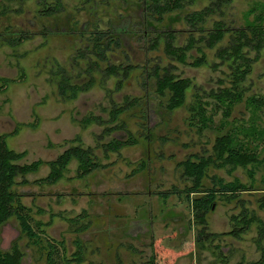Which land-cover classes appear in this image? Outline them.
I'll return each instance as SVG.
<instances>
[{"label":"rangeland","instance_id":"374dc122","mask_svg":"<svg viewBox=\"0 0 264 264\" xmlns=\"http://www.w3.org/2000/svg\"><path fill=\"white\" fill-rule=\"evenodd\" d=\"M63 1L65 9L56 18L42 14L41 0H0V76L11 80L0 90V134H8L9 147L26 151L22 162L43 161L36 171L26 174V182L15 185L31 209L42 245L33 244L13 216L0 225L2 248H10L16 240L24 251L22 264H68L67 258L78 251L80 264H148L152 254L155 264H241L257 259L264 244V225L262 233L259 222H252L240 237L226 232L233 223L231 216L245 207L264 223V208L257 201L264 191L262 164H238L231 169L226 163L208 169L209 175L225 180L236 176L247 185L253 183L255 189L245 190L231 201L217 199L205 213V223L195 221L185 191L191 180L178 165L189 153H211L215 138L227 132L237 133L238 138L255 146L258 157L264 155V140L254 137L248 128L253 122L260 124V118L245 101L236 103L227 117L220 111L214 113L206 129L198 131L188 124V105L195 88H215L217 78L224 77L225 66L213 65L219 60L215 46L204 48L206 63H182L169 59L161 42L156 48H146L133 30L125 34L130 39H124V47L109 53L112 62L138 64L121 87H117L119 76L105 75L107 62H101L93 71L94 84L75 98L63 99L53 70L57 64L73 72L87 67L84 58L73 67L78 49L87 51L84 43L88 35L80 30L92 31L96 21L105 28L125 15L137 17L141 0L111 4L107 11L105 7L97 9L100 3ZM201 5L198 1L186 7L190 10ZM262 5L264 11V0H232L227 15L234 25H240L251 19L252 6ZM163 24L176 30L178 42L185 40L186 26L180 12L168 14ZM20 33L27 37L13 38ZM197 54L192 48L186 61ZM154 61L171 62L175 74L190 80L184 102L171 110L158 104L164 97L153 91V77L145 79L146 83L143 79V65L147 68ZM89 77L82 74L75 79ZM248 83L247 94L264 92V47ZM126 96L140 101L111 120L110 110L124 104ZM131 133L134 142L106 151L105 143L112 138L127 139ZM72 144L92 146L106 165L80 176L78 161L73 159L61 178L53 183L44 181L51 169L49 161ZM253 168L252 176L249 171ZM203 182L211 184L206 177ZM202 227L208 235L200 242L196 237ZM48 241L57 246L53 262L47 259Z\"/></svg>","mask_w":264,"mask_h":264},{"label":"trees","instance_id":"16d2710c","mask_svg":"<svg viewBox=\"0 0 264 264\" xmlns=\"http://www.w3.org/2000/svg\"><path fill=\"white\" fill-rule=\"evenodd\" d=\"M88 3H100L97 9L105 7L109 10L111 4L123 3L126 0H83ZM202 2L198 8L187 9V5L194 2ZM141 0L139 3V14L137 17L132 14L121 17L119 22L112 21L108 27H102L98 21L94 22L92 31L80 30L82 35H88L84 43L85 49H78L74 57L73 67L78 65L79 60L84 58L88 65L86 68H77L76 72L69 71L66 67L57 64V69L53 74L58 77L57 85L60 95L63 99H71L78 96V93L87 90L95 83L93 71H96L101 62H107L105 75H117V87L123 85V80L128 78L138 64L132 62H112L110 52L127 43L124 39L129 38L125 34H130L135 30L146 48H156L162 44L164 53L169 59L179 62L200 65L206 63V54L204 48L215 46V55L218 57L216 65L223 64L226 68L224 77L217 78L218 86L205 91L202 88H195L193 98L188 105L189 116L188 124L194 125L198 131L210 127L212 115L217 111L221 116L230 115L232 107L241 101H245L252 110L258 113L260 124L254 122L248 128L250 134L258 139L264 140V92L247 94L250 89L248 76L252 66L259 57L261 49L264 47V11L263 5L252 6L249 12H252L251 19L244 20L240 25H234V20L227 15V7L232 0ZM100 5V6H99ZM41 9L44 15L58 18L59 13L65 9L63 0H41ZM100 7V8H99ZM107 8V9H106ZM172 12H180L182 21L185 23V40L177 41L176 30L163 24L165 17ZM135 17V18H134ZM27 37L24 33L13 38L20 39ZM83 37V36H82ZM14 39V40H15ZM18 42V41H17ZM195 48L198 52L190 61H186L188 52ZM144 64L142 72L143 79L149 76L153 77V91L164 100H158V104L167 110H171L184 102L185 92L190 84L189 78L180 76L173 71V64H161L160 61H154L146 68ZM82 74H89L90 77L84 81H78L75 78ZM10 79L0 76V90L5 88ZM146 83V81H145ZM223 83V84H222ZM201 92H200V91ZM204 94L213 97L211 102L204 98ZM160 97V98H161ZM120 105H114L110 110L111 120L119 118L120 113L129 109L131 104L139 98L128 99ZM139 100V101H138ZM143 100V99H141ZM144 102V100H143ZM142 102V103H143ZM86 121H91L87 118ZM124 120L117 127L123 125ZM116 127V126H115ZM229 133V134H228ZM8 134H0V225L8 221L11 217H16L20 223V229L27 234L33 244L42 245L43 238L36 230L32 219L31 209L21 200V193L15 189V185L26 182V174L36 171L43 163L41 159L32 162H22L26 151H18L9 147L7 143ZM136 138L131 135L127 139L112 138L105 143L106 151L118 150L123 145L134 142ZM255 146L237 137V133L230 135V132L219 135L215 138L212 151L209 154L189 153L184 159L178 162L182 167V173L191 180V185L186 187V198L191 206L193 216L196 222L205 223V213L212 208L217 199L231 201L239 197L248 189H255L253 183L249 185L239 181L234 176L231 180H225L217 174L209 175L208 169L213 167H222L226 163L233 169L241 164L247 167L248 163L253 165L262 164L264 170V155L258 157L254 150ZM76 159L78 161V174L83 176L106 164H104L92 146L84 147L81 144H72L63 151L56 159L50 160V172L45 176L44 181L53 183L61 178L70 162ZM257 167V166H256ZM254 169L249 171L253 176ZM22 176V180L18 177ZM209 178L211 184H204V178ZM264 183V172L261 177ZM264 190V187H262ZM166 197V193L162 192ZM258 205L264 208V191L257 197ZM232 225L226 232L233 237H240L242 233L248 230L252 222H259L258 227L262 233L264 223L248 208L242 209L239 213L231 216ZM202 227L197 232V241H202L208 233ZM259 241V240H258ZM62 242V241H61ZM49 250L47 259L54 261V255L57 252V246L54 242L48 241ZM45 247V245H44ZM24 251L19 247L15 240L13 245L4 249L0 245V264H22ZM81 252L74 253L71 258H67L68 264H80ZM155 255L149 259L148 264H155ZM241 264H264V244L259 247V256L255 260Z\"/></svg>","mask_w":264,"mask_h":264}]
</instances>
